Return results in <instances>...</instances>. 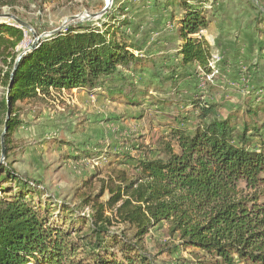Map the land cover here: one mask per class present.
<instances>
[{"label": "trees", "instance_id": "16d2710c", "mask_svg": "<svg viewBox=\"0 0 264 264\" xmlns=\"http://www.w3.org/2000/svg\"><path fill=\"white\" fill-rule=\"evenodd\" d=\"M152 6L168 13L164 22L174 23L180 39L170 43L172 54L157 59L139 52L126 32H136L130 3L107 9L111 21L100 28L85 22L39 39L16 68L24 29L0 24L1 124L11 113L6 145L20 122L16 103L43 102L62 89L80 87L134 106L149 98L163 112L176 109L165 113L166 131L155 141L134 143L135 154L114 153L133 177L118 175L105 205L97 196L83 199L91 215L33 201L30 189L38 183L0 165V264H157L145 237L165 224L172 243L161 252L192 256L175 257L176 264H264V85L248 88L222 115L201 84L215 71L202 33L206 10L190 0ZM113 216L126 227L112 230Z\"/></svg>", "mask_w": 264, "mask_h": 264}, {"label": "rangeland", "instance_id": "374dc122", "mask_svg": "<svg viewBox=\"0 0 264 264\" xmlns=\"http://www.w3.org/2000/svg\"><path fill=\"white\" fill-rule=\"evenodd\" d=\"M195 1L200 2L206 10L208 26L202 33L212 43L210 52L217 59L215 71L201 84L209 97L222 105V115H227L228 107L241 103L247 87L264 79V52L261 53L264 50V0H190ZM123 3L133 6L129 16L133 19L136 32L132 33L130 29L126 32L131 33L135 42L154 49L159 41L175 35L171 30L174 24L164 22L168 13L156 11L152 6L153 0H111L107 9ZM106 5L107 0H0V15H13L30 25L32 31L23 28L25 36L18 46V49L24 50L36 38L47 37L52 31H62L85 22L102 27V23L111 21L103 15ZM0 24L19 26L6 17H0ZM244 39L254 42L251 59L249 62L235 63L229 56L235 52L238 41ZM162 46L161 49L172 47L169 43ZM3 93L4 87L0 85V97ZM101 95L86 97L81 90L62 89L52 92L43 102L16 103L20 122L15 132L8 135L6 157L1 165L38 183L30 189L33 201L64 204L91 215L92 207L83 205V199L97 196L96 202L105 205L109 198L108 187L111 183L121 182L118 175L124 173L129 178L133 177L132 170L114 161V153L128 151L135 154L132 148L134 143L155 141L166 131L163 124L170 118L165 113L171 115L176 110L172 105L174 108L163 112L149 98H144L141 105L134 106L108 97L102 98ZM152 95L162 98L161 94L152 92ZM63 104L69 108L64 109ZM66 117L70 119L66 120ZM2 118L0 112V134L4 126L1 124ZM59 118H65L64 123L70 126L67 133L70 136H65L67 138H60L62 136L58 129H61L59 125L63 122ZM45 128L50 131L47 138H42L39 134ZM63 145L66 147L60 149ZM67 148L74 153L73 156L63 157L68 153ZM13 183V180L3 182L6 188L13 187ZM105 214L113 215V211L107 210ZM113 222L112 230L119 231L126 227V224L117 222L114 216ZM133 232L134 228H131L126 234L132 235ZM145 239L146 251L157 264H176L175 257H178V261L192 257L186 252L172 256L161 252L166 244L172 243L167 224L152 230Z\"/></svg>", "mask_w": 264, "mask_h": 264}, {"label": "crops", "instance_id": "0c3cea01", "mask_svg": "<svg viewBox=\"0 0 264 264\" xmlns=\"http://www.w3.org/2000/svg\"><path fill=\"white\" fill-rule=\"evenodd\" d=\"M174 24V23H173ZM211 25V24H210ZM173 27H174V25H172L171 26V30L172 31H174L173 30ZM175 34V33H174ZM245 36H247V34L245 35ZM249 38H250V36H249ZM171 42H174V43H179L180 42V39L176 36V34L175 35H173L172 37H167V38H165L164 40H161V41H159L158 43H157V45H155L154 47H156V48H146L144 45H143V43L142 44H140L139 42L137 43V45L139 46V52H143V50H144V52H146V53H148L151 57H153V58H155V59H157L158 58V56L159 55H161L162 53H167V54H172L173 53V47H169V49L168 48H165V49H161V48H163V44L165 45V44H170ZM208 43L210 44V46H212V43H210L209 41H208ZM254 42L253 41H251V39L249 40V39H244V40H239L238 41V43H237V45H236V50H235V52L234 53H232L231 54V56H229L232 60H234L235 61V63H237V62H249V60L251 59V54H252V52H253V50H254V48H255V45L253 44ZM171 46H172V44H170ZM146 49V50H145ZM262 52H264V50L262 49L261 50V53ZM238 65V64H237ZM263 67H264V63H263V65H262ZM254 83H255V85H254ZM253 84H251V86L250 87H247V89H246V91L248 90V88H251V87H259V86H261V85H264V79H261L260 80V82H254ZM73 89H76V90H81V93L83 94V96H90L91 94H98V93H95V91H93V92H88V91H86L84 88H80V87H75V88H72L71 90H73ZM71 90H66V91H71ZM242 91H240V93H241ZM80 94V93H79ZM242 94V93H241ZM101 97L103 98L104 96H102L101 95ZM235 105V104H234ZM233 104H232V107L234 106ZM63 106H64V109H68L69 108V106H65L64 104H63ZM231 107V106H230ZM234 108V107H233ZM227 109V108H226ZM228 109H229V107H228ZM227 109V110H228ZM101 118H104V117H101ZM108 118V117H107ZM65 118H59V121L60 122H65V121H63ZM68 119H70V117H66V120H68ZM100 120H102V121H104L105 119H100ZM60 123V124H62V125H59L60 127H61V129H58V132L61 134V136L62 137H60V138H67V137H65V136H70V134H67V133H69L70 131H69V125H67L66 123ZM106 123V122H105ZM63 126V127H62ZM68 129V131H66ZM50 131V129L49 128H45L44 130H43V132H41L39 135L42 137V138H47L46 136L48 135L47 133ZM57 131V130H56ZM92 140V139H91ZM91 140H89L88 142V144H90V142H91ZM64 146L65 145H63V146H60V149H62V148H64ZM66 147V146H65ZM59 149V150H60ZM62 152V151H61ZM67 154L65 155V154H63V157L65 156V157H68V156H70V155H72L73 156V154L74 153H71L70 151H68V148H67Z\"/></svg>", "mask_w": 264, "mask_h": 264}, {"label": "water", "instance_id": "95a60500", "mask_svg": "<svg viewBox=\"0 0 264 264\" xmlns=\"http://www.w3.org/2000/svg\"><path fill=\"white\" fill-rule=\"evenodd\" d=\"M110 1H111V0H107V5L104 7L103 11H106V10H107V8H108V6H109L108 4L110 3ZM0 17H6V18H9V19H12L15 23H17V24L19 25V27L27 28V29H29L30 31H32V29H31V27H30L29 24H27L26 22H24V21L18 19L17 17H15V16H13V15H9V14H8V15H0ZM56 32H58V30H56V31H52V32L50 33V35H51V34H54V33H56ZM33 35H34V37L36 38V35H35V34H33ZM38 40H39V38H36V39L33 41V43H32L28 48L22 50V52H20V53L18 54L17 59H16L15 64H14V68L17 67L18 60L21 58V56L23 55V53L26 52V51H28L29 49L33 48L34 45L36 44V42H37ZM7 95H8V93H7ZM10 115H11L10 110L7 109L6 114H5V119H4L3 130H2V132H1V134H0V165L3 163V161H4L5 157H6L5 134H6V132H7V122H8V120L10 119Z\"/></svg>", "mask_w": 264, "mask_h": 264}, {"label": "built area", "instance_id": "2783aa9c", "mask_svg": "<svg viewBox=\"0 0 264 264\" xmlns=\"http://www.w3.org/2000/svg\"><path fill=\"white\" fill-rule=\"evenodd\" d=\"M216 55H213V54H211V56H210V59H209V65H210V67L211 68H215L214 66H215V62H216Z\"/></svg>", "mask_w": 264, "mask_h": 264}]
</instances>
